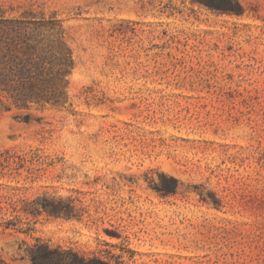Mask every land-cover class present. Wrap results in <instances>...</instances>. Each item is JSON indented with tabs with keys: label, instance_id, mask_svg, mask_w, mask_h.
Instances as JSON below:
<instances>
[{
	"label": "rangeland",
	"instance_id": "374dc122",
	"mask_svg": "<svg viewBox=\"0 0 264 264\" xmlns=\"http://www.w3.org/2000/svg\"><path fill=\"white\" fill-rule=\"evenodd\" d=\"M237 1L0 0L60 21L75 62L64 107L0 109V264H31L36 240L264 264V0ZM42 197L75 216L25 211Z\"/></svg>",
	"mask_w": 264,
	"mask_h": 264
},
{
	"label": "trees",
	"instance_id": "16d2710c",
	"mask_svg": "<svg viewBox=\"0 0 264 264\" xmlns=\"http://www.w3.org/2000/svg\"><path fill=\"white\" fill-rule=\"evenodd\" d=\"M217 13L241 9L237 0H192ZM75 68L60 21L50 18L0 16V109L30 110L67 103L68 78ZM30 117L29 114L26 115ZM170 191H163L168 194ZM25 211L32 215L71 218L75 209L61 199L34 200ZM85 255L71 248L36 240L26 250L31 264H125L109 251Z\"/></svg>",
	"mask_w": 264,
	"mask_h": 264
}]
</instances>
